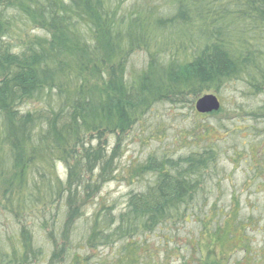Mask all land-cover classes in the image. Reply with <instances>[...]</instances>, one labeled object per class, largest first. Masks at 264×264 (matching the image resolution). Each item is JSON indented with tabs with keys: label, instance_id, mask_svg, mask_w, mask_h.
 <instances>
[{
	"label": "trees",
	"instance_id": "obj_1",
	"mask_svg": "<svg viewBox=\"0 0 264 264\" xmlns=\"http://www.w3.org/2000/svg\"><path fill=\"white\" fill-rule=\"evenodd\" d=\"M228 87L246 100L232 112L256 127L236 154L264 201V0H0V210L15 234L0 264L41 261L38 240L51 251L47 264H88L83 242L99 264H172L178 255L190 264L183 252L192 264H264V245L246 237L234 263L230 248L216 250L264 230L262 203L242 217L237 190L231 202L218 197V130L194 125L179 135L191 145L184 153L157 144L141 162H120L159 108L218 118L223 101L210 115L195 103ZM119 182L133 187L111 205L102 190Z\"/></svg>",
	"mask_w": 264,
	"mask_h": 264
},
{
	"label": "rangeland",
	"instance_id": "obj_2",
	"mask_svg": "<svg viewBox=\"0 0 264 264\" xmlns=\"http://www.w3.org/2000/svg\"><path fill=\"white\" fill-rule=\"evenodd\" d=\"M233 88L228 87L222 93V95H218L223 101L224 106L226 107L225 112L222 113L218 118L212 119H200L195 118L193 115V111L188 107H172L165 106L159 108L150 119V126L148 128V133L142 135H137L133 140L125 143V149L123 153V157L120 159L122 166L127 168L130 164L134 165L138 162H141L147 154L156 148L157 144L162 147L161 151H175L177 153H184L186 148H189L191 145L189 143H184L185 140L180 139L179 135L185 131L186 128H190L194 125L203 126L206 123L211 129L218 130L216 134L213 135V138L221 139L217 143H219V147L222 149L221 159H220V167L223 169L222 176L223 182L221 185V189L223 192H219L218 197L221 195L220 201L231 202V196L233 195V191L237 190L238 194H240L241 200V216L248 217L250 216V209L252 205L257 203H262L264 205V201L262 199L261 193L259 192L261 189V185H259L258 180H253V176L250 173L248 174V167L245 165V157L243 154L237 155L236 151L241 152L243 149L247 150L250 147V143L254 138L250 137L249 132L251 128H256L254 126H249V121H245L247 116L238 112V110L233 113L232 110L234 108H238L239 106H246V100L242 99L238 94H233ZM214 93V92H213ZM214 94V95H215ZM262 98L253 99L252 106H257L258 103H262ZM262 128V127H260ZM207 137V136H206ZM205 137V138H206ZM148 139V145L147 144ZM151 139V146L149 141ZM163 139V140H162ZM184 143V144H183ZM197 148V147H196ZM193 147V149H196ZM238 156V157H237ZM59 168L63 171V167L59 165ZM247 175V176H246ZM136 186V185H135ZM133 186H129L125 182L116 183H108L102 190V196H105V199L109 201V203L114 204L118 202L120 204L125 203L123 199L125 195L130 191V188ZM220 189V188H219ZM222 199V200H221ZM223 202L224 205H226ZM96 209V206H91L88 209H85V216L80 222V227H88L86 226L89 217H91ZM0 246L6 248L5 250L11 252L10 242L13 240L11 236L15 234L12 233L13 224H11V220H7V216H3V209L0 210ZM257 217V214H254ZM257 219V218H256ZM264 224V221L261 225ZM191 230V227L188 228ZM182 236H184L185 242L189 240L188 234L186 230H182ZM248 238L251 241V245L253 248H263L264 245V230L260 231H248V234L245 236L243 232H238L233 238V240L229 241L232 243L227 248V243L223 245V239L221 244L216 245V250L221 252L223 249H226L228 252H234L233 247L241 244V241L244 238ZM11 238V241L8 240ZM225 238V236L223 237ZM36 240V238H35ZM155 240V239H154ZM36 247H40L41 249H45L43 252V259L41 261L32 262L31 264H47L49 257V247L47 243L45 244L42 240L35 241ZM80 248L82 252L79 255L88 260V264L101 263V260H98L99 251H88L84 248V242L80 244ZM171 248V247H170ZM225 251V250H224ZM162 252L161 254H163ZM175 251H170V254ZM105 253L104 255H106ZM183 252V255L188 258L189 263L192 264V260L189 259L190 254ZM103 255V256H104ZM243 256V251L234 252L231 258V263L240 260ZM163 257V255H162ZM191 258V257H190ZM172 264H181V259L179 255L176 258L172 259Z\"/></svg>",
	"mask_w": 264,
	"mask_h": 264
},
{
	"label": "water",
	"instance_id": "obj_3",
	"mask_svg": "<svg viewBox=\"0 0 264 264\" xmlns=\"http://www.w3.org/2000/svg\"><path fill=\"white\" fill-rule=\"evenodd\" d=\"M221 102L214 94H207L195 103V109L199 114L208 115L219 112Z\"/></svg>",
	"mask_w": 264,
	"mask_h": 264
}]
</instances>
